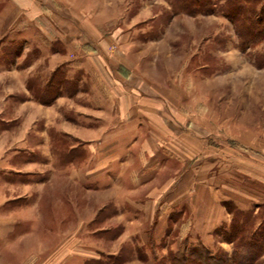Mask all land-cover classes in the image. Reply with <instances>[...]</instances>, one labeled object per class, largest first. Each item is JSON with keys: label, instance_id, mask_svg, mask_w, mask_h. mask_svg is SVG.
Masks as SVG:
<instances>
[{"label": "rangeland", "instance_id": "rangeland-1", "mask_svg": "<svg viewBox=\"0 0 264 264\" xmlns=\"http://www.w3.org/2000/svg\"><path fill=\"white\" fill-rule=\"evenodd\" d=\"M98 104L126 122L107 128L121 150L101 160L86 157L101 150ZM259 140L264 0H0V218L16 224L0 264H171L201 243L232 264L219 196H257ZM139 144L175 157L138 159ZM261 222L257 203L241 236L257 229L264 247Z\"/></svg>", "mask_w": 264, "mask_h": 264}, {"label": "crops", "instance_id": "crops-1", "mask_svg": "<svg viewBox=\"0 0 264 264\" xmlns=\"http://www.w3.org/2000/svg\"><path fill=\"white\" fill-rule=\"evenodd\" d=\"M114 76H115V74H114ZM83 81V80H82ZM122 82V81H121ZM123 83V82H122ZM138 91V90H137ZM70 96V95H69ZM59 97V96H58ZM57 97V98H58ZM59 98H61V97H59ZM117 99H118V97H117ZM97 107H99L98 108V110H100L101 108H100V105L98 104V106ZM101 118H99L98 119V123H97V134L99 135L98 136V139L95 141L96 142V144L99 146V149H101L100 151H99V153H88V150H87V156L86 157H94V159H95V156H97L98 158H100L99 160H101V159H107V158H109V153H108V150H107V152H105L104 151V146L105 145H108V144H113L114 145V147H115V152L114 153H118L121 149H119L118 148V143H117V140H114V141H112V142H110V143H108V144H106V143H104V141H103V136L106 134V132H107V128L108 129H110V128H112L113 130H116L115 132H117V130L120 128V126H122V127H124L126 124V122L125 121H122L121 123H119V122H117V123H112L110 120H109V115H107V112L105 111V110H102L101 109ZM107 115V116H106ZM132 120V119H131ZM135 122V121H134ZM108 123V124H107ZM132 123H133V120H132ZM110 124H113L112 126L110 125ZM146 132V133H145ZM149 132H150V130H149ZM147 135V131H145V130H142V131H140L139 132V134H138V136H136V137H140V139H143L145 136ZM209 136H216L217 137V132L216 131H214V132H209V134H207V136H206V139L209 137ZM78 137H80V136H78ZM150 136H146V138H145V140L146 139H148ZM81 138V137H80ZM82 139H86L85 137H83ZM124 139V138H123ZM196 139L197 140H203V138L202 137H196ZM83 140V141H84ZM231 140H233L234 142H235V145H232V146H234L236 149L238 148H240V150L241 151H244L245 152V154H247V153H249V151L248 150H246V149H249V148H251V147H249V145H247V144H245L243 141H240V140H235V139H233V138H231ZM259 144H261V145H263L262 147L261 146H258V151H259V153H261V155H263L264 156V140H262V141H260L259 140V142H258ZM140 146V148L138 149V151L140 150V154L139 155H137V157H138V159H141V160H146V161H150V162H153V161H156V162H160V161H163L165 158H167V159H172V157H175V155H171L170 154V152H167V151H164V150H162L159 146H156L155 148L154 147H151V148H149V150L148 149H145L143 146H141V145H143V144H139ZM107 148H109V146H107ZM106 148V149H107ZM198 149V152H201V153H199L198 154V156L199 155H201L202 156V152L203 151H201V150H199V147H197ZM261 149H262V151H261ZM247 151V152H246ZM248 155V154H247ZM200 156V157H201ZM227 156V158H229V159H231V160H233V156H234V152H230V153H228V155H226ZM93 159V158H92ZM176 159V158H175ZM113 161H115V159H113ZM158 164V163H157ZM264 166V165H263ZM143 167H145V166H141V168L139 169V172H141L142 170H143ZM6 169L5 168H0V175L1 176H3V175H5L6 173H7V171H5ZM244 170V169H243ZM145 171H148V170H145ZM121 175H122V173H120ZM139 174V173H138ZM233 176V175H232ZM262 187H263V189H262ZM239 190H233V191H230V192H228L225 196H219V197H221V199L222 200H224V199H227L226 201H231V202H233L238 208H240V209H242V210H250V209H252V207L253 206H255V204H257V203H260V204H263L264 205V191L262 192V190H264V174H263V177H260L259 176V178H258V190H257V196H254V195H251L250 197H249V195L247 196V199H245V201L243 202V201H241V200H239L240 199V197L238 196V194H240L241 192L243 193V194H248L249 192H248V190H250V189H248V188H245V186H242V187H239L238 188ZM240 190H241V192H240ZM230 193V194H229ZM226 197V198H225ZM6 203V199L4 200V199H0V207L1 206H3L4 204ZM200 204V203H199ZM184 205V204H183ZM186 205H187V202H186ZM201 207H199L198 205H196V207L197 208H195V213L196 214H200V209H203V207L204 206H202V205H200ZM119 207H122L123 209H125V210H127V211H129V212H133V213H135L137 216L140 214V211H141V208L138 206V205H136V204H134V203H132V202H130L129 200L127 201L126 200V202L123 204V205H121L120 206V204H119ZM125 207V208H124ZM174 207H180V204H176ZM199 208V209H198ZM3 218H5V217H3ZM7 218V217H6ZM231 219H232V216H231ZM230 219V220H231ZM16 226V224L14 223V221L13 220H11V219H1L0 218V237L1 238H7V237H10L13 233H15V227Z\"/></svg>", "mask_w": 264, "mask_h": 264}, {"label": "trees", "instance_id": "trees-1", "mask_svg": "<svg viewBox=\"0 0 264 264\" xmlns=\"http://www.w3.org/2000/svg\"><path fill=\"white\" fill-rule=\"evenodd\" d=\"M192 2H198V0H191ZM68 82L63 80L59 85ZM56 97V96H55ZM54 98V97H52ZM235 143L234 141H231ZM227 206L229 211H231V238H238L239 243L236 244L235 250L233 252V263L234 264H251L259 258V256L264 251L263 245L258 242L260 241V233L256 230L252 232L249 237L241 236V231H245L244 226L247 224V211L238 208L233 202L228 201ZM261 222L260 225H263ZM233 230V231H232ZM240 231V234H238ZM246 232V231H245ZM238 234V236H237ZM240 235V236H239ZM253 261V263H252ZM232 263V264H233ZM162 264V263H159ZM171 264H231L224 258L222 260H216L211 252L206 248L204 244L184 246V248H179L176 253L171 254Z\"/></svg>", "mask_w": 264, "mask_h": 264}]
</instances>
